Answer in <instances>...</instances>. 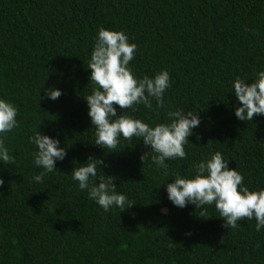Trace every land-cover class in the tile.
<instances>
[{"label":"trees","instance_id":"16d2710c","mask_svg":"<svg viewBox=\"0 0 264 264\" xmlns=\"http://www.w3.org/2000/svg\"><path fill=\"white\" fill-rule=\"evenodd\" d=\"M101 27L137 45V78L170 74L163 109L153 100L152 109L124 114L155 126L169 122L168 110L199 112L187 158L167 160L168 177L154 153L141 161L150 150L142 139H121L118 152L94 144L84 97L94 87L87 67ZM261 71L264 0H0V99L18 109V127L0 134L14 158L0 161V264H264V227L257 231L254 218L226 228L214 205L201 218L203 209L178 208L166 191L216 152L243 186L264 189V115L239 120L233 88ZM50 88L63 94L51 100ZM38 131L68 145L43 183L33 179L43 169L29 141ZM90 156L105 161L102 171L134 205L105 212L79 189L71 171Z\"/></svg>","mask_w":264,"mask_h":264},{"label":"clouds","instance_id":"9594fccd","mask_svg":"<svg viewBox=\"0 0 264 264\" xmlns=\"http://www.w3.org/2000/svg\"><path fill=\"white\" fill-rule=\"evenodd\" d=\"M136 50L137 45L129 42L125 32L103 27L98 29L87 67L91 70L89 81L94 87L91 94L84 97L92 127L95 128L94 144L107 149V152H118L121 139L129 142L142 139L145 146H150V150L140 156L141 161L148 158L149 152L154 153L151 160L168 177L170 174L166 161L187 158L184 146L189 143L188 137L193 134V130L201 124L199 112L168 110L166 115L169 122L155 126L124 114L126 110L137 111V106L141 104L152 109L153 100L157 109H163L164 93L171 87L167 70H161L153 77H136L130 67ZM233 88L240 102L235 108V116L239 120L250 122L255 116L264 115V71L259 72L253 82L236 78ZM62 94L58 88L45 89L46 97L51 100H57ZM116 106L122 110L120 114H117ZM17 114L15 105L0 99V134L18 127ZM29 141L37 146V151L33 153L34 165L43 169L33 179L43 183L47 173L57 170L56 161L65 158L68 145L62 147L58 139L40 131L29 137ZM0 161L5 165L14 164V158L9 154L3 139H0ZM78 165L71 171L72 179L105 212L112 208L124 211L135 204L125 194L116 191L114 177L106 175L100 167L105 165L103 159L90 156ZM98 170L104 175L98 176ZM194 172L190 176L176 175L174 180L166 184L167 197L174 206L184 208L192 204L195 210L203 209L199 217L209 218L211 216L206 206L214 205L226 228H236L240 221L253 218L257 231L264 227V189L250 191L243 186V176L235 168L229 167V161L220 152L196 164ZM3 184V178H0V186Z\"/></svg>","mask_w":264,"mask_h":264}]
</instances>
